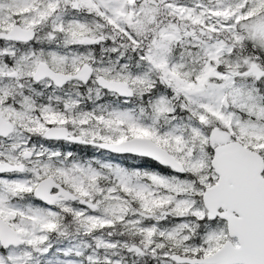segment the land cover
<instances>
[{"label":"snow or ice","instance_id":"6c2138e0","mask_svg":"<svg viewBox=\"0 0 264 264\" xmlns=\"http://www.w3.org/2000/svg\"><path fill=\"white\" fill-rule=\"evenodd\" d=\"M0 264H264V0H0Z\"/></svg>","mask_w":264,"mask_h":264},{"label":"trees","instance_id":"16d2710c","mask_svg":"<svg viewBox=\"0 0 264 264\" xmlns=\"http://www.w3.org/2000/svg\"><path fill=\"white\" fill-rule=\"evenodd\" d=\"M85 151H87V150H85Z\"/></svg>","mask_w":264,"mask_h":264}]
</instances>
